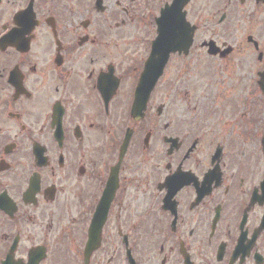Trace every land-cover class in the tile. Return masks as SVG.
Wrapping results in <instances>:
<instances>
[{
  "label": "flooded vegetation",
  "instance_id": "obj_1",
  "mask_svg": "<svg viewBox=\"0 0 264 264\" xmlns=\"http://www.w3.org/2000/svg\"><path fill=\"white\" fill-rule=\"evenodd\" d=\"M140 8L0 0V264H264V0Z\"/></svg>",
  "mask_w": 264,
  "mask_h": 264
},
{
  "label": "water",
  "instance_id": "obj_2",
  "mask_svg": "<svg viewBox=\"0 0 264 264\" xmlns=\"http://www.w3.org/2000/svg\"><path fill=\"white\" fill-rule=\"evenodd\" d=\"M189 0H173L171 6H165L160 12V18L156 19L157 38L153 44L152 54L157 55L148 60L147 71L153 62L165 63L169 53L187 54L192 41V30L185 22V14L182 12ZM153 61V62H152ZM261 88L264 93V75ZM264 137V136H263ZM264 143V138H263Z\"/></svg>",
  "mask_w": 264,
  "mask_h": 264
},
{
  "label": "rangeland",
  "instance_id": "obj_3",
  "mask_svg": "<svg viewBox=\"0 0 264 264\" xmlns=\"http://www.w3.org/2000/svg\"><path fill=\"white\" fill-rule=\"evenodd\" d=\"M136 2H135V5H138V4H140V2H139V0H135ZM145 1H147L148 2V0H145ZM167 1H169V0H157V2H158V4H159V6L161 5H164ZM153 4L155 5V3L153 2ZM152 5V4H151ZM153 7V6H152ZM141 9V8H140ZM154 14V11L151 13V14H149V16L151 17L152 15ZM150 17H149V19H150ZM140 21H142V30L143 31H146V30H148V29H150L151 28V30H152V28L153 27H151V26H148V19H146V18H143L142 20H140ZM150 25V24H149ZM145 27L147 28V29H145ZM193 117V115L189 118V121H191L190 119ZM231 131V128H227V133H229Z\"/></svg>",
  "mask_w": 264,
  "mask_h": 264
}]
</instances>
